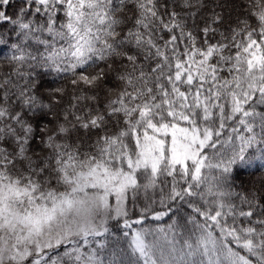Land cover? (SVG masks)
Wrapping results in <instances>:
<instances>
[{
  "label": "snow or ice",
  "instance_id": "snow-or-ice-1",
  "mask_svg": "<svg viewBox=\"0 0 264 264\" xmlns=\"http://www.w3.org/2000/svg\"><path fill=\"white\" fill-rule=\"evenodd\" d=\"M0 23V264H264V186L234 187L264 146V0H23Z\"/></svg>",
  "mask_w": 264,
  "mask_h": 264
},
{
  "label": "trees",
  "instance_id": "trees-1",
  "mask_svg": "<svg viewBox=\"0 0 264 264\" xmlns=\"http://www.w3.org/2000/svg\"><path fill=\"white\" fill-rule=\"evenodd\" d=\"M23 0H11V3L7 6H4L0 10H4L7 15L9 16H15L17 13L21 3ZM238 2V0H236ZM235 18V15L233 16ZM37 19H41L40 17H37ZM16 29H14V26L10 23H0V34H3V36L6 39V42L3 44H0V72H8L10 71V65L8 63V57L12 54V50L10 48V44L12 42H17L18 37L15 35ZM39 71V70H38ZM63 83H66L65 78L61 75L58 76L55 73H44L42 76V89L49 88V87H55L58 85H61ZM264 148V146L257 145L253 149L249 150V155L258 156L259 159H254L252 164L250 166L245 167H238L236 168L234 175L236 176L234 187L239 190L241 187L244 188H260L261 186H264V152H261L260 149ZM143 197H141L137 203L141 206L143 205ZM187 209L184 208L183 213H180L178 215H186ZM133 215H138V212L134 211ZM110 225H115L116 221H110ZM172 223V219L165 217L163 220L160 221H154L152 219H147L144 221L142 225H134L135 228H141V227H147L150 229H156V228H167L168 224ZM180 226L176 229V231L179 233L177 235V239L181 240L183 238H186L191 231H193V226L191 224H187L185 226V222L181 220ZM122 229L113 227V233L114 235L112 237L108 238H96V241H100L103 239L108 240V247L105 249L106 253H111L112 251L117 250V247L120 248H126V241L122 238ZM218 235V233H217ZM151 239V237H150ZM160 244H164L165 240L163 238V234H161V237L158 241ZM93 246H96V243H93ZM179 247V245H177ZM232 247H236L234 244ZM238 251H241V254H246L242 249H237ZM61 249V253H62ZM254 259V258H253Z\"/></svg>",
  "mask_w": 264,
  "mask_h": 264
},
{
  "label": "rangeland",
  "instance_id": "rangeland-1",
  "mask_svg": "<svg viewBox=\"0 0 264 264\" xmlns=\"http://www.w3.org/2000/svg\"><path fill=\"white\" fill-rule=\"evenodd\" d=\"M85 250H87V249H85Z\"/></svg>",
  "mask_w": 264,
  "mask_h": 264
}]
</instances>
